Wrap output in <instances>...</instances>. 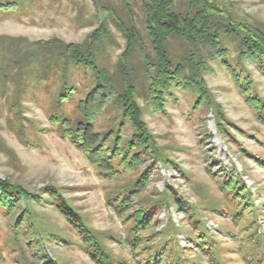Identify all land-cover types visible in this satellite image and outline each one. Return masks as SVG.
I'll return each instance as SVG.
<instances>
[{"label":"rangeland","instance_id":"374dc122","mask_svg":"<svg viewBox=\"0 0 264 264\" xmlns=\"http://www.w3.org/2000/svg\"><path fill=\"white\" fill-rule=\"evenodd\" d=\"M172 1L174 12H186L188 0ZM218 1L237 21L264 31V0ZM119 23L126 27L134 25L144 45L149 46L140 0H43L27 14L0 13V57L8 58L9 53L28 51L29 44L38 41L55 39L64 44L87 45L89 36L103 26L108 30V37L94 47L95 57H98L96 63L106 68L118 82L120 56L126 45ZM183 51V43H169L168 52L171 55L180 56ZM134 55L127 62V68H134L131 78L143 73L138 48ZM211 67L212 71L204 76V80L213 100L230 123V132L249 153L264 158V127L258 123L254 112L220 65L212 63ZM51 72L55 76L41 82H36L33 76L16 82L0 79V180H8L35 194L41 193L48 185L59 188L88 226L95 233L102 234L111 255L135 264L137 258L133 257L128 247L115 242L124 243L129 225L107 206L106 198L113 190L130 186L149 163L124 172L120 178L98 176L85 157L56 133L50 121L56 111L52 102L61 91V78L78 89L73 102L66 101L60 105L62 114L72 116L75 114V101L83 98L93 85L91 73L65 65L64 61L60 68ZM253 78L258 93L264 99V81L257 71L253 72ZM19 90L20 104L16 112L19 114L14 115L9 111V104ZM174 95L176 100L168 99L165 114L153 113L141 98L137 99L143 108L147 129L155 138L163 157L172 162L169 167L156 163L148 185L134 200L133 210L157 207V216L152 220L158 221L157 226L151 230V240L147 243L158 250L164 242L170 241V234L166 232L170 221L178 226L183 220L186 229L190 227L175 206L165 202L167 206L159 207L170 187L181 201L199 210L195 218L204 222L199 230L205 236V264H264V171L240 155L241 162L235 159L217 134L210 110L203 107L194 112L192 96L178 91ZM118 117L119 111L108 109L98 117L95 130L105 132L118 123ZM131 132L127 127L122 134L127 137ZM209 134L213 136L211 141H208ZM240 163L244 165L246 175ZM208 164L214 169L220 165L228 175L242 174L241 180L250 189L254 205L261 210L252 205L247 209L238 206L239 217H236V211L224 207L215 212L219 211L217 205L224 203V193L220 181L212 179L208 172ZM32 208L40 228L45 231V237L36 238L33 247H27L22 255L10 243L12 216H5L0 211V264H41L43 257L58 264H94L85 254L80 239L52 206L45 204ZM23 209L25 205L21 202L14 214H21ZM48 234L68 244L57 239L54 241ZM177 244L186 247L182 235L177 236ZM195 253L198 251L190 252L191 255Z\"/></svg>","mask_w":264,"mask_h":264},{"label":"trees","instance_id":"16d2710c","mask_svg":"<svg viewBox=\"0 0 264 264\" xmlns=\"http://www.w3.org/2000/svg\"><path fill=\"white\" fill-rule=\"evenodd\" d=\"M41 1L43 0H0V13L27 14L35 10ZM140 1L149 46L144 45L134 25L126 27L119 23L126 45L120 56L118 82L106 68L96 63L98 57H95L94 47L108 37V30L103 26H99L89 36L87 45L64 44L55 39L38 41L30 43L28 51L9 53L8 58L0 57V79L16 82L29 80L28 77L33 76L36 82H41L55 76L51 70L60 68L62 61L65 65L90 71L93 85L83 98L75 101V114L72 116L62 114L60 105L66 101L73 102L78 89L69 84L67 79L61 78V91L52 102L56 111L51 115L50 121L55 126L56 133L69 141L102 178H120L124 172L149 163L130 186L119 187L106 198L107 206L129 225L124 243L115 242L128 247L133 257L137 258L135 264H205V236L199 230L204 222L195 218L198 209L181 201L170 187L159 207L167 206L165 202L175 206L178 212H182L183 219L190 227L186 229L183 220L178 226L168 222L169 230L166 232L170 234V241L164 242L158 250L147 243L151 240V230L157 226L158 221H152L157 216V207H139L133 210L134 200L148 185L150 173L156 163L165 167L172 164L168 158L163 157L155 138L147 129L143 121V108L137 99L141 98L153 113L165 114L168 99L176 100L175 91L189 94L194 98L192 111L204 107L213 113L217 134L227 149L232 151L235 159L238 158L236 160L239 162V157H244L264 171V158L249 153L236 141L229 130L230 123L213 100L204 80V76L212 71L211 64H219L254 112L258 123L264 127V99L258 93L253 78V72L257 71L264 81V31L237 21L218 0H188L184 14L174 12L172 0ZM171 41L183 43V55H171L168 52ZM136 48L140 53V68L143 73L131 78L134 68H127V62L135 56ZM20 94V90L16 91L9 104V111L14 115L19 114L16 112L19 109ZM108 109L119 111V121L105 132H98L94 127L95 122ZM127 127L132 132L130 136L124 137L122 132ZM234 129L239 131L236 127ZM207 136L208 141L213 139L212 135ZM211 166L208 164L207 170L212 179L220 181V188L224 193V203L217 205L219 211L215 212H220L224 207L226 210L236 211V217H239L241 214L237 212L238 206H241L240 209L256 206L250 189L241 180L242 174L228 175L220 165L221 169ZM241 168L245 174L243 164ZM61 191L48 185L41 193L35 194L8 180H0V211L13 218L10 224V243L13 248L19 249L22 255L27 247H33L36 238L45 237V231L40 228L32 207L49 204L80 239L84 252L92 263L134 264L132 261L113 257L104 244L102 234L95 233L88 226ZM21 202L25 209L21 214L15 215L14 211L19 209ZM256 207L261 210L259 206ZM178 235L184 237L186 247L182 248L177 244ZM47 236L68 244L53 234ZM191 251L198 253L191 255ZM41 264L58 263L43 257Z\"/></svg>","mask_w":264,"mask_h":264}]
</instances>
